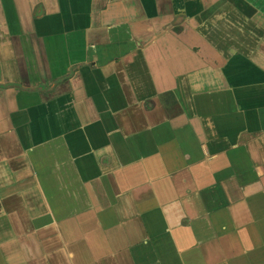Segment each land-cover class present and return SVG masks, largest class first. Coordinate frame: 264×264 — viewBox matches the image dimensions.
Masks as SVG:
<instances>
[{"label":"crops","instance_id":"obj_1","mask_svg":"<svg viewBox=\"0 0 264 264\" xmlns=\"http://www.w3.org/2000/svg\"><path fill=\"white\" fill-rule=\"evenodd\" d=\"M0 264H264V0H0Z\"/></svg>","mask_w":264,"mask_h":264}]
</instances>
